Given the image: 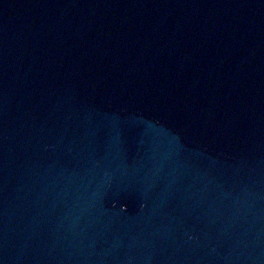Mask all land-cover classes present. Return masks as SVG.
<instances>
[{
  "label": "water",
  "instance_id": "1",
  "mask_svg": "<svg viewBox=\"0 0 264 264\" xmlns=\"http://www.w3.org/2000/svg\"><path fill=\"white\" fill-rule=\"evenodd\" d=\"M0 264H264V0H0Z\"/></svg>",
  "mask_w": 264,
  "mask_h": 264
}]
</instances>
